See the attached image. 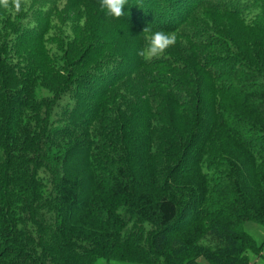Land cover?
<instances>
[{"label": "trees", "instance_id": "1", "mask_svg": "<svg viewBox=\"0 0 264 264\" xmlns=\"http://www.w3.org/2000/svg\"><path fill=\"white\" fill-rule=\"evenodd\" d=\"M124 10L0 5V264H250L261 247L242 224H264V0ZM148 26L177 41L145 61Z\"/></svg>", "mask_w": 264, "mask_h": 264}, {"label": "clouds", "instance_id": "2", "mask_svg": "<svg viewBox=\"0 0 264 264\" xmlns=\"http://www.w3.org/2000/svg\"><path fill=\"white\" fill-rule=\"evenodd\" d=\"M11 3L17 11H20L22 0H11ZM99 4L106 15L119 19L125 15L124 9L128 4V0H99ZM0 5L5 8L9 7V0H0ZM142 34H144L145 44L137 54L145 61L161 57L177 41L174 33L163 30L153 31L150 26L145 27Z\"/></svg>", "mask_w": 264, "mask_h": 264}, {"label": "rangeland", "instance_id": "3", "mask_svg": "<svg viewBox=\"0 0 264 264\" xmlns=\"http://www.w3.org/2000/svg\"><path fill=\"white\" fill-rule=\"evenodd\" d=\"M98 31V29L96 30V32ZM208 100V99H207ZM139 118L136 119V123H134L135 125V130L136 132L138 130H141V132H138L136 134L138 135H143L144 133L142 132V128H143V120H141L140 118L142 116H144V110H141V113L139 112ZM137 124V125H136ZM141 126V127H139ZM135 133V132H134ZM133 142V147L137 149L138 152H136L137 155H139V159H137V164L140 167L141 173H143V176L149 175L151 174V172L153 171V169L150 168L148 162H147V152H144V142L142 140V137L139 136L137 138H134L132 140ZM136 163V162H135ZM191 165L189 164V167ZM242 228L243 230L249 234L257 243L258 247H261V251L257 254L254 251H249V258H250V264H264V224L257 222L253 219H247L243 222L242 224ZM200 264H211L209 262V260L206 257H201L199 259ZM99 264H137V263H132V262H124V261H119V260H104L100 261Z\"/></svg>", "mask_w": 264, "mask_h": 264}]
</instances>
